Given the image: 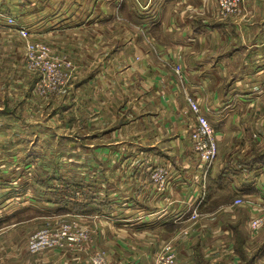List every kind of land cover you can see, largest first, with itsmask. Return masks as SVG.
Returning <instances> with one entry per match:
<instances>
[{"label": "crops", "instance_id": "1", "mask_svg": "<svg viewBox=\"0 0 264 264\" xmlns=\"http://www.w3.org/2000/svg\"><path fill=\"white\" fill-rule=\"evenodd\" d=\"M241 5L220 19L216 0H0V264H91L87 249H28L43 218L72 217L97 227L112 264H156L166 242L189 264H264V227L248 225L259 209L233 205L264 201V2ZM7 16L73 60L62 92L44 99L25 82ZM185 86L223 133L205 180ZM159 165L165 191L150 177Z\"/></svg>", "mask_w": 264, "mask_h": 264}, {"label": "built area", "instance_id": "2", "mask_svg": "<svg viewBox=\"0 0 264 264\" xmlns=\"http://www.w3.org/2000/svg\"><path fill=\"white\" fill-rule=\"evenodd\" d=\"M242 0H216V14L221 18L240 8ZM8 25L16 29L24 40V64L27 70L36 75V82L33 92L41 98H50L59 94L65 85L73 79L75 65L73 60L67 55L54 51L47 42L34 38L29 26L20 24L14 16H7ZM174 70L175 80L184 84L185 73L181 63H171ZM184 97L188 104V109L183 110L186 117L190 112L194 114L195 122L190 124L189 135L193 144L194 153L197 158V167L201 170L203 180L207 179L209 172L219 156V144L217 137H222L221 130H216L208 117L207 110L200 100L189 88L184 89ZM188 123V120H185ZM150 177L156 182L158 189L165 191L170 184L171 170L164 165L152 168ZM249 204L251 208L259 209L253 213L249 220V227L253 231H258L264 227V201L257 203L250 199L238 195L233 205L241 206ZM198 209H194L191 218L199 217ZM90 239L88 229L79 226L77 220L65 221L59 224L48 225L33 232L28 240V249L35 253L45 248H66L68 246L80 245ZM98 259L93 264H105L104 254L98 252ZM156 264H189L179 258L174 245L166 242L158 252Z\"/></svg>", "mask_w": 264, "mask_h": 264}, {"label": "rangeland", "instance_id": "3", "mask_svg": "<svg viewBox=\"0 0 264 264\" xmlns=\"http://www.w3.org/2000/svg\"><path fill=\"white\" fill-rule=\"evenodd\" d=\"M201 0H198V2H200ZM243 1H245V0H242L241 1V4L243 3ZM261 2H264V0H260ZM240 4V8L238 9V10H236V11H234V12H231V13H229V15L227 14V15H225V18H221L220 16H218L217 14L215 15V16H217V18H220V19H227V18H230L231 19V17L233 18V19H236V17L239 15V17L241 16V13H242V5ZM201 9H203V7H201ZM203 10H205V9H203ZM263 13H264V10H263V8H262V10H261ZM215 12H216V7H215ZM215 12H214V14H215ZM248 12H249V14H250V10L248 9ZM255 12H256V10H254L251 14H254L255 15ZM23 43V46L25 47V44H24V41L22 42ZM24 68H26V66L24 65ZM25 71H27V76H26V80H25V82H27V84L30 82V85H32L33 83L35 84V82H36V75L34 74V73H31V72H29L28 70H27V68L25 69ZM263 78H264V76H263ZM34 84H33V86H32V91H33V87H34ZM40 97V96H39ZM257 110V109H256ZM256 110H254V111H256ZM259 112H261V111H259ZM259 117H261V116H258V117H256L255 119H257V118H259ZM263 118H260V120H262ZM261 122V121H260ZM238 123H239V125H242L243 126V129H245L246 131H248V133H249V135L250 136H252V134H257V133H259L260 131V128H256V129H254V130H251V124H253V122L252 121H245L244 123L242 122V121H238ZM222 131V130H221ZM256 138H259V137H257L256 136ZM225 141H226V137H225ZM262 141V140H261ZM217 142H218V144L220 145V142H221V137H217ZM263 142H264V138H263ZM102 204H103V209H105V208H107V203H106V207H104V204H105V202H102ZM106 213L108 214L109 212L108 211H106ZM245 216V215H244ZM249 216V215H248ZM72 218H75V217H72ZM72 218H70V219H63V220H60V221H54L53 219H45V218H43V220L40 222V224H39V226H38V229H40V228H43V227H46V226H48V225H54V224H59V223H62V222H65V221H71V220H74V219H72ZM249 220H250V218H248ZM247 219V217L245 216V220L247 221L248 220ZM78 221H79V223H80V225H81V222H80V220L78 219ZM246 221H245V225H246ZM43 222V223H42ZM103 222H104V224H103V226L104 225H107V227L109 228V218H108V215H106V217H103ZM42 223V224H41ZM248 223H249V221H248ZM249 225V224H248ZM105 227V226H104ZM83 228H85V229H88L89 231H90V239H87L86 240V242H84L83 244H82V247H80V245H74V246H68V247H66V248H45L44 250H41V251H39V252H35L34 254H41V253H44V252H47V251H49V250H51V249H55V250H65V251H68V250H85V249H87V250H89V252H90V254H91V256L89 257V260H90V263L91 264H93V261L95 262V260L96 259H98V257H99V253L98 252H101L102 254H104V256H105V259H106V263L105 264H112V262H111V259H110V253L112 254L113 252L111 251V249H110V247H108L109 245H106V246H102V247H96L95 246V243H96V238H97V235L94 237V235H95V231L97 230V227H95V226H93V227H88V226H83ZM37 229V230H38ZM31 236V235H30ZM28 240H29V238H28ZM104 243H102V245H103ZM88 246H90V248H87ZM136 251V250H135ZM150 260L152 261V263L153 264H155V262H154V259H153V257H151L150 258Z\"/></svg>", "mask_w": 264, "mask_h": 264}, {"label": "trees", "instance_id": "4", "mask_svg": "<svg viewBox=\"0 0 264 264\" xmlns=\"http://www.w3.org/2000/svg\"><path fill=\"white\" fill-rule=\"evenodd\" d=\"M261 157H263V156L261 155V153H260V152H256L255 155L252 157L251 160H253V161H255V162H259L260 159H261ZM263 158H264V157H263Z\"/></svg>", "mask_w": 264, "mask_h": 264}]
</instances>
